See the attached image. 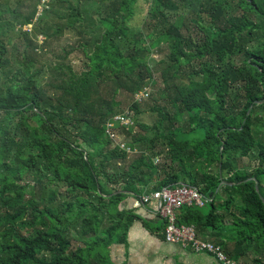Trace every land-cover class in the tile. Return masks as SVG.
Instances as JSON below:
<instances>
[{"label": "trees", "instance_id": "1", "mask_svg": "<svg viewBox=\"0 0 264 264\" xmlns=\"http://www.w3.org/2000/svg\"><path fill=\"white\" fill-rule=\"evenodd\" d=\"M46 1L0 3V264H113L132 225L120 205L153 182L198 189L210 203L185 224L239 264H264V0H151L140 28V0ZM85 2L101 4L97 20ZM67 33L77 44L49 51ZM151 87L172 110L151 108L160 120L139 135ZM112 133L148 149L129 161Z\"/></svg>", "mask_w": 264, "mask_h": 264}, {"label": "crops", "instance_id": "2", "mask_svg": "<svg viewBox=\"0 0 264 264\" xmlns=\"http://www.w3.org/2000/svg\"><path fill=\"white\" fill-rule=\"evenodd\" d=\"M181 185L183 184L177 186ZM155 186L156 183L153 182L142 194H128L121 203L120 210L132 215V225L128 242L110 247L113 264H221L209 253L196 252L181 244L168 243L165 240V220L142 200V196L151 194ZM187 208L183 207L178 212L179 223L184 218ZM185 223L183 221L181 224ZM197 233L200 238L211 240L207 236L209 233L198 231Z\"/></svg>", "mask_w": 264, "mask_h": 264}, {"label": "built area", "instance_id": "3", "mask_svg": "<svg viewBox=\"0 0 264 264\" xmlns=\"http://www.w3.org/2000/svg\"><path fill=\"white\" fill-rule=\"evenodd\" d=\"M50 1L47 0L46 3ZM147 96L148 94L144 93L139 98ZM115 120L127 126L132 124V119L127 115H119ZM113 126L114 124H110L111 128ZM116 136L118 137L117 133H112V138L115 141H117ZM122 147L126 148V144L123 143ZM142 200L144 204L151 206L152 210L165 220V240L168 243L181 244L196 252L209 253L221 264H239L230 259L220 245L211 240L200 238L195 226L179 223L178 212L183 207L203 208L210 203V199L203 196L198 189L188 185L164 187L149 195L142 196Z\"/></svg>", "mask_w": 264, "mask_h": 264}, {"label": "rangeland", "instance_id": "4", "mask_svg": "<svg viewBox=\"0 0 264 264\" xmlns=\"http://www.w3.org/2000/svg\"><path fill=\"white\" fill-rule=\"evenodd\" d=\"M0 3H2V0H0ZM46 3V2H45ZM100 6H98L96 3H84L82 8H85L86 10H88L90 12V14L96 18L100 17V14L98 13V10L101 8V4L99 2H97ZM152 5V1L151 0H140V5H139V15L137 16V18H134L133 22H132V27L135 28H140L143 27V22L144 20H146L147 18V14L149 12V9ZM103 11V10H102ZM102 13V12H101ZM28 30V29H26ZM12 36L16 37V34L13 33ZM77 36L72 34V33H67V35L59 42H52L49 46V51H53L56 48L61 47L62 49L69 46V44H77L78 40H77ZM41 40V41H40ZM39 42L41 43L44 39H40ZM42 44V43H41ZM158 51L154 52V55H152L150 57L151 60V64L152 66H155V64L157 65L158 62H160L161 60H165L166 56L169 53V48L166 46H163L161 48V50L156 49ZM11 57L14 59L13 55L11 54ZM239 58H236V60H239ZM71 60L73 62V67L75 68L76 71L81 72L84 70V68L87 66L88 64V59L85 57V55L81 52H77L74 55L71 56ZM161 70V68H160ZM160 76H157V79L159 80ZM154 88L151 87V95L148 97V100H146L145 102H143L141 104V112L138 115V125H136L135 127V131L137 133H139V135H144L147 134L149 135V132L146 130H150L153 128V126L157 123L158 120H160V116L159 114L155 111L152 110L151 108H153L154 106H159V107H166L168 111L172 110L171 104L169 103V98H158V99H152V94L154 93ZM171 95L173 96V93H171ZM120 99L123 100V105H124V109L129 110V107L132 105L133 103V98L129 95H122L120 97ZM133 114V113H131ZM131 122V121H130ZM129 122V123H130ZM128 123V124H129ZM133 124V123H132ZM131 124V125H132ZM169 122L167 121L166 125H168ZM177 126H179L181 123L177 122L175 123ZM146 129V130H144ZM182 136H185V138H193L195 136V133H190V134H184ZM117 138V142L118 144H120L122 146V144H126L128 140L126 135H118ZM261 138H264V136L262 135ZM131 147V146H130ZM127 144H126V148H123L124 150H127L128 152H130L131 154V158L129 159V161H133L135 158L139 157L141 155V152L144 151L145 149H148L147 146L145 145H139L137 147L136 150L133 151V149H131ZM158 161V160H157ZM163 161V160H161ZM237 163L240 164L241 167H245V169L247 171H252V168L254 166H256V160H250L249 158H244L241 159L239 162V159L237 160ZM204 213H208L209 212V208H204ZM229 222H231L230 220H227ZM212 240V238H211ZM105 252L107 254L108 249H105ZM252 257L257 258L256 254H253Z\"/></svg>", "mask_w": 264, "mask_h": 264}]
</instances>
